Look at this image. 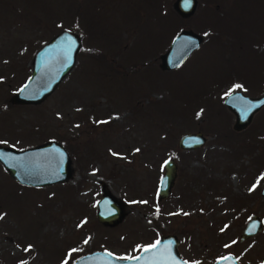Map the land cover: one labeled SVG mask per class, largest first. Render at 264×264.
<instances>
[{
  "label": "rangeland",
  "instance_id": "1",
  "mask_svg": "<svg viewBox=\"0 0 264 264\" xmlns=\"http://www.w3.org/2000/svg\"><path fill=\"white\" fill-rule=\"evenodd\" d=\"M174 1L0 0V144L55 139L73 168L64 182L27 186L0 164V264H71L93 249L121 257L166 233L202 264L226 252L241 264L263 263L264 105L236 130L223 99L264 92V0H197L187 17ZM182 28L203 41L182 65L161 69L160 53ZM62 29L81 37L73 68L40 102H11L36 49ZM194 131L204 144L179 147L180 135ZM168 157L178 168L159 200ZM105 191L125 206L113 225L96 217ZM251 214L262 228L240 240Z\"/></svg>",
  "mask_w": 264,
  "mask_h": 264
},
{
  "label": "water",
  "instance_id": "2",
  "mask_svg": "<svg viewBox=\"0 0 264 264\" xmlns=\"http://www.w3.org/2000/svg\"><path fill=\"white\" fill-rule=\"evenodd\" d=\"M197 0H191L185 7V0H175L173 7L181 17L192 15ZM71 39L72 51L68 53L67 41ZM203 41V35L192 28H182L171 39L168 47L160 53L161 69L169 70L179 67ZM81 37L70 29H62L44 42L31 58L30 74L25 82L10 96L13 103H38L48 96L58 83L69 73L77 60L81 47ZM70 57V58H69ZM27 85V87H25ZM230 93V94H229ZM224 103L234 115V128L241 129L251 120L252 115L264 105V93L251 96L240 90L229 92ZM248 109L247 116L244 112ZM205 135L201 131L186 132L178 138V146L194 149L204 144ZM199 141V142H196ZM0 153L4 156L0 164L4 170L18 183L27 186H44L66 181L72 173V159L66 147L55 139L32 145L23 149L0 144ZM167 161V163H165ZM176 176V163L168 158L164 161V171L159 179L157 198L166 197ZM264 195V185L262 186ZM124 203L111 192L102 193L96 203V217L105 225H113L125 215ZM262 228L261 218L252 214L242 227L239 239L243 240ZM164 245H171L172 257L178 256L176 246L180 238L175 233H166L157 237ZM158 250L145 253L140 250L135 256L140 260L119 259L120 256L106 249H94L75 258L71 264H151L158 259ZM221 257H229L221 261ZM215 259L211 264H240L233 253H227ZM184 262V261H183ZM184 264H188L184 262Z\"/></svg>",
  "mask_w": 264,
  "mask_h": 264
},
{
  "label": "snow or ice",
  "instance_id": "3",
  "mask_svg": "<svg viewBox=\"0 0 264 264\" xmlns=\"http://www.w3.org/2000/svg\"><path fill=\"white\" fill-rule=\"evenodd\" d=\"M191 3V0H185V7H188ZM75 42L71 39H69L67 41V44H68V53L70 54V52L72 51V47H73V44ZM70 58V57H69ZM27 87V85L25 86ZM242 85H234L233 88H241ZM230 94V93H229ZM251 109H248L244 112V115L245 117L247 116V113L248 111H250ZM198 116L200 115V113L197 114ZM97 123H107V121H98ZM196 142H199V141H196ZM0 143H6V142H3V141H0ZM136 151H139V149H136ZM114 156L115 155H118V153H112ZM4 156L3 153H0V159H2ZM167 163V161L165 162ZM264 178V177H262ZM259 179L257 180V182L255 184L252 185V187L249 189V191H253L257 185L259 184ZM141 203H147V201H142ZM158 209H157V214H158ZM185 215H187V213H184ZM2 218V217H0ZM85 243H87V241H85ZM160 245H161V241L160 240H157L155 241L153 244H150V245H147V246H143V251L145 253L149 252V251H153V250H158L159 251L157 252V256H158V259L154 260L153 262H151V264H179V262H177L175 260L174 257H172V254H171V245L168 244V245H164L163 249H160ZM141 247V246H138V248ZM32 248L31 245H28L27 248L24 249L25 252L29 251L30 249ZM77 251L76 249H73L72 252H75ZM119 259H128V260H140L141 257L139 256H136V257H132V256H126V257H119ZM221 261H227L229 260V257H221L220 258ZM21 264H26V262H21ZM64 264H68V261L65 260L64 261ZM192 264H198V262H192Z\"/></svg>",
  "mask_w": 264,
  "mask_h": 264
},
{
  "label": "flooded vegetation",
  "instance_id": "4",
  "mask_svg": "<svg viewBox=\"0 0 264 264\" xmlns=\"http://www.w3.org/2000/svg\"><path fill=\"white\" fill-rule=\"evenodd\" d=\"M263 107V106H262ZM261 107V108H262ZM260 108V109H261ZM259 109V110H260ZM256 112H258V110L256 111ZM256 112L252 115V118H251V121H250V123H248L247 125L249 126L250 124H251V122H252V120H253V117H254V115L256 114ZM234 123H235V120L233 121V127H234ZM246 125V126H247ZM244 128V127H243ZM243 128H241V129H243ZM234 129H236V128H234ZM241 129H236V130H241ZM192 150H194V149H192ZM168 158H171V159H173L174 161H175V159L174 158H172V157H168ZM168 158H166V159H168ZM175 163H176V161H175ZM178 165H177V163H176V170H177V167ZM163 171H164V165H163ZM261 194H262V188H261ZM263 195V194H262ZM264 196V195H263ZM160 200V199H159ZM252 215V214H251ZM177 235V234H176ZM178 236V235H177ZM151 244H153V243H151ZM147 245H150V244H147ZM147 245H142L141 247H139V248H137V249H135L134 250V252L132 253V254H124V256H121V257H126V256H135L140 250H142L143 249V246H147ZM185 245H183L182 243H181V239H180V243L176 246V248H177V251H178V256H176V257H174L175 258V260L177 261V262H179V264H184V262H187L188 264H192V262H198V264H202L201 262H200V259H199V257H196V256H198V253L196 252V250H193V249H189L188 251L187 250H185V249H183V247H184ZM134 247H135V245H134ZM191 248H192V246H191ZM227 253H233V252H226L225 254H223V255H221V256H224V255H226ZM221 256H218V257H216L215 259H217V258H219V257H221ZM236 256V255H235ZM197 258V259H196ZM237 258V257H236ZM214 259V260H215ZM213 260V261H214ZM237 260H238V258H237ZM184 261V262H183ZM213 261H211L210 263H208V264H211ZM263 261V263L262 264H264V260H262ZM238 262H239V260H238ZM240 263V262H239ZM241 264V263H240Z\"/></svg>",
  "mask_w": 264,
  "mask_h": 264
},
{
  "label": "trees",
  "instance_id": "5",
  "mask_svg": "<svg viewBox=\"0 0 264 264\" xmlns=\"http://www.w3.org/2000/svg\"><path fill=\"white\" fill-rule=\"evenodd\" d=\"M224 14H225V12L223 13L222 11H219L218 16L214 17V19H216L217 22L219 23L220 20L223 18ZM217 26H219V25H217ZM218 29H219V36H216V34L213 33V41H216V44H218L217 52L219 53L223 49V45L219 43L221 41L220 31H222V30L220 28H218Z\"/></svg>",
  "mask_w": 264,
  "mask_h": 264
}]
</instances>
